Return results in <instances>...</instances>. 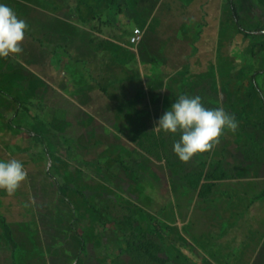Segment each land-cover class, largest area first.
I'll return each instance as SVG.
<instances>
[{"label": "rangeland", "instance_id": "1", "mask_svg": "<svg viewBox=\"0 0 264 264\" xmlns=\"http://www.w3.org/2000/svg\"><path fill=\"white\" fill-rule=\"evenodd\" d=\"M231 1L236 37L222 45L227 59L222 57L214 73L188 76L191 83L196 77L219 79V105L208 103L212 91L207 85L190 83L180 93L199 95L205 108H223L237 128L225 129L215 148L186 163L173 151L180 132L140 137L139 144L134 142L138 134H112L131 145L93 131L85 145V134L71 129L82 117L67 115L58 90L39 83L35 66L12 83L0 69V160L17 159L28 173L14 195L0 190V217L7 215L17 227L36 217L44 222L52 264H75L89 253L92 264H228L185 258L186 250L196 253V247L182 241L180 220L167 210L171 203L188 199L184 190L196 200L213 184L221 198V256L234 255L243 246L242 230L236 228L249 222L250 206L252 228L258 233L253 247L264 256V0ZM134 33L136 28L128 41ZM247 264H264V257Z\"/></svg>", "mask_w": 264, "mask_h": 264}, {"label": "crops", "instance_id": "2", "mask_svg": "<svg viewBox=\"0 0 264 264\" xmlns=\"http://www.w3.org/2000/svg\"><path fill=\"white\" fill-rule=\"evenodd\" d=\"M12 1L5 0V4L16 3L14 11L27 22L28 30L20 62L0 59L6 81L23 79V70L35 66L39 83L58 90L67 115L82 117L80 124L75 123L71 129L85 134V145L90 143L87 134L93 131L104 133L105 139L113 137L131 145L124 136L112 134H138L136 144L141 142L140 137L156 139L164 132L156 131L157 121L171 110L183 86L191 83L188 76L220 70L222 57L227 59V48L222 50V45H230L231 37L234 43L236 37L229 0ZM134 28L139 39L130 43L128 35ZM10 69H19L20 73L8 72ZM191 84L207 85L212 91L208 103L219 105V94L215 96L219 79L196 77ZM167 138L164 136V140ZM202 183L208 182L203 179ZM133 187L136 197V179ZM211 187L209 193L196 200L190 190H184L188 199L181 204L171 203L167 209L180 220L182 241L187 247H196V253L186 250L184 257L198 261L223 259L228 264L261 261L264 256L253 247L258 233L252 228V206L248 208L249 222L246 219L236 228L242 230L243 246L234 255L221 256L220 191L215 184ZM246 209L243 204V211ZM16 225L7 215L0 217V264H52L44 222L36 217V221ZM92 261L89 253L74 263Z\"/></svg>", "mask_w": 264, "mask_h": 264}, {"label": "clouds", "instance_id": "3", "mask_svg": "<svg viewBox=\"0 0 264 264\" xmlns=\"http://www.w3.org/2000/svg\"><path fill=\"white\" fill-rule=\"evenodd\" d=\"M27 30L25 20L8 5L0 4V59L20 62ZM201 100L199 95H180L155 126L157 132L181 133L173 151L185 163L198 153L210 151L220 142L225 129L235 131L237 128L235 118L223 108H205ZM27 177V170L19 160H0V190L14 195Z\"/></svg>", "mask_w": 264, "mask_h": 264}, {"label": "built area", "instance_id": "4", "mask_svg": "<svg viewBox=\"0 0 264 264\" xmlns=\"http://www.w3.org/2000/svg\"><path fill=\"white\" fill-rule=\"evenodd\" d=\"M138 39H139V35L136 34V33H134V34L131 35V37L129 38V41H130L131 43H134V42H136V40H138Z\"/></svg>", "mask_w": 264, "mask_h": 264}, {"label": "trees", "instance_id": "5", "mask_svg": "<svg viewBox=\"0 0 264 264\" xmlns=\"http://www.w3.org/2000/svg\"><path fill=\"white\" fill-rule=\"evenodd\" d=\"M229 4H230L231 7H232V1H231V0H229ZM240 30H241V29H240ZM135 241H136V240H135ZM138 244H139V243H138ZM139 245H140V244H139ZM136 249L138 250V249H140V247H137ZM137 250H136V251H137ZM138 251H139V250H138Z\"/></svg>", "mask_w": 264, "mask_h": 264}]
</instances>
